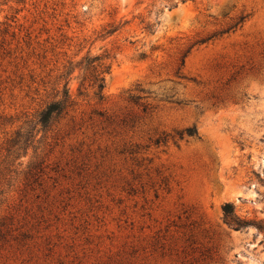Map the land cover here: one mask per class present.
<instances>
[{"label":"rangeland","instance_id":"374dc122","mask_svg":"<svg viewBox=\"0 0 264 264\" xmlns=\"http://www.w3.org/2000/svg\"><path fill=\"white\" fill-rule=\"evenodd\" d=\"M226 202L264 218V0H0V264H264Z\"/></svg>","mask_w":264,"mask_h":264},{"label":"trees","instance_id":"16d2710c","mask_svg":"<svg viewBox=\"0 0 264 264\" xmlns=\"http://www.w3.org/2000/svg\"><path fill=\"white\" fill-rule=\"evenodd\" d=\"M154 23H148L145 27L147 30L152 31L154 27ZM115 29H111L107 33H110L112 31H115ZM102 58L99 56H86L83 68L86 70L92 69V86L95 89V95L99 100H103L105 97L104 91L106 88V76L105 72L109 71L108 66H103L101 63ZM96 61H99L100 63L98 65H95ZM98 67H102L101 69H98ZM74 68L72 67V62L68 65L67 69L64 73H62L60 80L64 79V83L62 88L57 87V91L55 94V97L53 100L48 102L46 106L41 109L37 115V119L39 124H41L43 127H48L50 123L52 122L53 118L62 114L69 103L72 101L71 99V93H70V76L73 73ZM84 80H82L79 91L80 94H83L82 88L84 83ZM61 84V81L60 83ZM192 130V129H190ZM223 212L225 215V218L227 221L237 230L244 229L247 226L253 225L255 226L258 231L262 232L264 234V218L262 219H247L243 218L240 215H238L235 211V207L231 202H226L223 205Z\"/></svg>","mask_w":264,"mask_h":264}]
</instances>
